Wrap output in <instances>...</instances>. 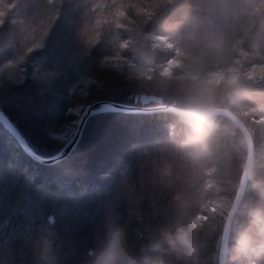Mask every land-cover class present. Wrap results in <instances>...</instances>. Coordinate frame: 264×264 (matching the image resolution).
<instances>
[{
  "label": "clouds",
  "instance_id": "clouds-1",
  "mask_svg": "<svg viewBox=\"0 0 264 264\" xmlns=\"http://www.w3.org/2000/svg\"><path fill=\"white\" fill-rule=\"evenodd\" d=\"M63 4L0 0V28L12 29L0 41V100L28 81L39 94L56 90L63 70L31 54L45 47ZM73 10L80 50L90 56L106 42L97 71L131 90L161 134L131 146L138 175L127 162L106 174L90 246L59 240L50 215L44 234L18 249L6 219L0 264H264V0H76ZM104 86L90 68L77 72L67 114ZM71 133L66 122L50 136ZM146 197L156 212L149 224Z\"/></svg>",
  "mask_w": 264,
  "mask_h": 264
},
{
  "label": "trees",
  "instance_id": "trees-1",
  "mask_svg": "<svg viewBox=\"0 0 264 264\" xmlns=\"http://www.w3.org/2000/svg\"><path fill=\"white\" fill-rule=\"evenodd\" d=\"M75 2L64 0L60 19L47 37L45 47L31 54L33 59L46 57L48 66L58 65L63 70L56 90L39 94L28 81L0 100V111L42 159L60 154L72 138L54 140L50 133L66 122L72 127L74 124L76 130L87 109L109 104L142 107L131 90L111 75L97 71L95 60L107 52L106 42L97 45L90 56L80 50L74 37L80 19L79 12L73 10ZM11 30L6 22L0 28V41ZM88 68L106 86L93 88L88 99L80 101L78 114L69 115L68 87L77 72ZM160 134V119L155 115L97 114L87 121L79 143L66 158L46 163L30 155L0 124V172L8 167L14 172L9 174L7 185L0 183V224L9 221L5 232L13 245L19 249L29 234L33 238L44 234L47 217L52 215L56 218L53 230L59 240L81 251L90 246L99 209L107 199L106 174L127 162L132 165L134 177L138 175L139 162L130 152L131 146L150 142ZM140 211L144 224L152 223L156 212L147 197Z\"/></svg>",
  "mask_w": 264,
  "mask_h": 264
},
{
  "label": "water",
  "instance_id": "water-1",
  "mask_svg": "<svg viewBox=\"0 0 264 264\" xmlns=\"http://www.w3.org/2000/svg\"><path fill=\"white\" fill-rule=\"evenodd\" d=\"M105 112L143 113L141 111V107L133 106V105L109 104V106H107V107H101V108L91 107V108L87 109L83 113V115H82V117H81V119H80V121L78 123V126H77L74 134L72 135V138L70 139L69 143L61 151V153L58 154L57 156H55L53 158H49V159H42V158L38 157L33 152V150L30 148V146L28 145V143H26V145L24 146V148L26 149V151L30 155H32L36 159H40V160H42L43 162H46V163H53V162H57L59 160H62L64 158H66L73 151V149L76 147V145L79 143V141L81 139V136H82V133H83V130H84V127H85L87 121L92 116L97 115V114H101V113H105ZM2 119H3V117H0V120H2Z\"/></svg>",
  "mask_w": 264,
  "mask_h": 264
},
{
  "label": "rangeland",
  "instance_id": "rangeland-1",
  "mask_svg": "<svg viewBox=\"0 0 264 264\" xmlns=\"http://www.w3.org/2000/svg\"><path fill=\"white\" fill-rule=\"evenodd\" d=\"M74 131H75V125L73 124L71 136L73 135Z\"/></svg>",
  "mask_w": 264,
  "mask_h": 264
}]
</instances>
